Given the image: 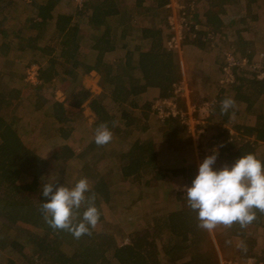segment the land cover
I'll list each match as a JSON object with an SVG mask.
<instances>
[{"label": "trees", "instance_id": "obj_1", "mask_svg": "<svg viewBox=\"0 0 264 264\" xmlns=\"http://www.w3.org/2000/svg\"><path fill=\"white\" fill-rule=\"evenodd\" d=\"M144 1L136 0L129 4L126 0H83V5L79 7L90 13V28H83L89 33L73 22L71 14L55 13L57 0H30L26 3L31 9V15L26 20L29 28L34 25L40 28L53 25L56 32L44 46L28 48L18 43L15 50L28 53L37 51L39 54L32 56L28 65L38 64V77L41 82L50 83L54 77L62 74L61 77L69 82L72 89L67 96L69 104L80 107L84 101L89 100L88 106L101 124L108 125L113 138L103 146H98L93 139L82 148L74 149L67 142L72 129L64 126L70 120L64 101L52 100L48 106V115L53 125H56L53 129V154L58 163L66 165L59 167V164L39 155L23 141L21 130L3 112L4 107H8L5 102L9 94L0 89V264L5 260L4 253L11 254L7 258L10 264L15 259L13 256H20V260L28 264H219L220 252H225L226 249L229 251L234 238H239L238 259L254 255L258 242L247 230L250 225L264 229V213L259 210H254L256 219L249 225L241 227L236 223L212 235L211 231L197 227L196 213L188 207L184 195H177L176 201L181 205L186 202L185 206H173L168 210L155 212L144 226L130 230L129 240L126 242L120 241L124 235L121 234L118 223L104 222V208L113 200L115 191L96 164L110 159L118 164L114 172L118 180L131 179L130 182L136 186L141 185L142 178L149 185L153 181L167 183L168 178L181 179L191 185L198 171L195 163L163 165L157 141L142 135L148 129L151 108L148 105L145 110L135 112V108L139 107L138 97L149 87L159 89V98L172 97L175 84L181 78L174 52L166 49L163 44L161 28L153 25L135 26L133 14H148V9L142 10ZM209 1L213 8L205 12L204 20L197 19L198 15L195 14L201 31L191 43L200 48L207 43L205 27L210 26L226 37L227 31L222 28L230 30L238 23L234 18L227 24L224 21L227 10L224 5L230 0ZM255 1L248 0V7L251 8L250 5ZM150 2L153 9L156 7L165 10L169 0ZM12 3V0H0V13L11 8ZM241 16L243 15L239 14ZM6 20L7 16H4L0 23ZM137 27L139 42L129 47L130 44L125 38L129 32H135ZM241 32V29L235 32L236 40L239 46H244L247 42L241 38ZM80 35L87 36L91 42L87 45L96 52L92 62L86 57L79 58L80 50L87 43ZM117 39L123 40L120 49L124 50V54L117 60L122 65L121 72L114 70L116 62L111 63L104 59L107 52L117 49ZM57 67L61 68L60 71ZM90 71L104 75L102 91L96 95L84 88L80 81L82 74ZM256 78V74H253L251 80H245V72H240L236 73L234 83L228 85L234 92L232 99L235 103L244 104L247 113L254 110L255 115L254 122L235 126L240 130L238 132L241 136H252L254 139H242L241 145L235 149L233 143H227L234 149H230L228 153L232 163L247 153L257 156V140L261 136L264 139V106L261 104L264 100V79ZM15 95L19 97V94ZM224 98H218L212 116L218 114L226 122L236 113L234 107L227 113L221 111L220 102ZM106 99L111 106L105 103ZM176 100L180 108L185 109V98L179 96ZM33 106L35 109L41 107ZM163 123L166 127L176 125L173 138L182 132L180 129L183 126L180 125L179 117L165 119ZM226 131L228 130L225 129L224 132ZM223 150L224 147L218 156H222ZM257 157L264 162V156ZM82 177H86L90 184V191L86 196L95 193L94 203L100 211L99 222H104L106 227L100 230L92 228L91 235L76 239L71 233L53 229L46 222L41 211V204L46 199L42 196L41 186L44 183L67 186L69 182L74 185ZM85 208L86 205H82L79 210H74L77 217L74 222L79 221ZM178 256H185V259L175 262L174 258Z\"/></svg>", "mask_w": 264, "mask_h": 264}, {"label": "rangeland", "instance_id": "obj_2", "mask_svg": "<svg viewBox=\"0 0 264 264\" xmlns=\"http://www.w3.org/2000/svg\"><path fill=\"white\" fill-rule=\"evenodd\" d=\"M29 1L30 0H12L13 3L11 8H6L3 13H0V20L4 16L8 17L5 22L1 21L0 23V89L2 92L9 94L6 96L7 102H5L8 107H4L3 112L9 115V119L21 130L22 139L27 145L39 155L52 159L55 164H59V167H64L66 165L58 163L59 161L53 154V145L55 144L53 129L56 125H53L50 121L51 117L48 115V106L51 105L52 100L64 101L65 111L70 116V120L66 122L64 126L68 129H72L67 142L70 143L74 149L78 150L87 142L93 140L95 129L101 123L88 106V101H84L78 108L69 105V97L67 96L72 89L68 84L69 82L63 80V77H61L62 74L61 76L54 77L50 83L41 82L38 78V64L34 63L28 65L29 59L39 54L37 51H35L36 53H28L22 51L17 52L15 50V46L18 43L24 44L28 46V48L37 45L44 46L55 36L56 29L53 25L44 28H40L37 25L31 28L28 27L29 25L26 20L31 15V9L26 3ZM39 1L44 2L47 0ZM178 1H180L179 4L185 6L184 10H186V14H188V22L191 21L197 24V29L193 31L192 29L185 28L179 31L180 43L178 47L173 49L168 48L166 44V41L171 37L172 33L169 21H167V26L162 21V9L155 13L154 11H148L147 15L133 14L132 16L135 26L153 25L161 28V30H165L164 33L169 30V36L165 39L163 38V44L165 48L174 52L180 71L182 72L184 69V74H181L180 80L175 84L174 95L172 97H175L174 102L177 106L176 110L178 112L181 111L182 116L184 115L186 117L185 122H182L179 118L180 125L186 130L181 127L182 129L180 130L182 132H180V134L178 133V137L173 138L176 125H171L172 127L164 126L163 121L165 119L174 117H164V112L158 111L157 106L164 99L158 97L159 89L156 88L153 92L151 90L149 93L145 95L142 94L138 97L139 107L138 109L135 108V112L139 113L140 110H145L148 108L146 107L148 105L151 108L147 121L148 129L142 135L144 138L152 137L158 142L159 157L162 160L161 163L165 166L177 165L180 163H195L198 166L206 155L212 153L213 148H217L219 153L222 147H224L222 156H220V154L217 156L216 164L213 165V168L218 169L225 164L231 166L232 160L228 157L230 149L234 150L236 146H240L243 142L242 139L244 141L248 138L254 139L252 136H241L238 132L240 130L235 128V126L246 122H254V110L247 113L244 104L235 103L233 109L236 114H232L231 119L226 122H224L218 114L212 116V111L219 97L232 98L234 96V92L230 89V86H225L223 83V79L226 76V69L224 70L223 66L226 64L225 58L227 54L234 56V64H238V62L243 63L245 61L242 67L236 65L230 70L234 78H236V73L245 72V80H251L253 74H256V80L264 79V0H256L255 3L250 5L251 8L248 7V0H230L226 3V5L229 6L226 8V16H224L225 23H229V20L232 18L238 20V23H235L230 30H227L226 27L222 28V30L227 31L228 35L226 37H224L222 33H217V31L210 26L205 27L207 31L205 40L207 43L204 47H201V49L205 48V50H201V52L191 43L201 31L200 24L195 20V14L198 12L200 15L197 16V19L204 20L205 12L209 8H213L211 2L202 0L206 3V5L202 6L198 4L199 2H195L201 0ZM207 2H209V4H207ZM82 3L83 0H57L55 13H71L74 16L76 12H79L78 15L82 18V21H84L83 28H90L87 24V20H89L87 18V9L79 7ZM129 3L131 4V2ZM149 6L150 4L148 8ZM247 8L249 11H246ZM169 9L170 13L168 16H171L173 14V9L172 7ZM175 12L177 15L179 14V10L176 7ZM162 13L164 15V11H162ZM239 14L243 16L239 17ZM114 23L116 24V22ZM138 27L135 32H129L128 36L125 38L126 42L130 44L129 47L139 42ZM119 28L121 29L120 26ZM240 29L242 30L241 38L247 42L244 46H239L240 44L236 40L237 37L235 32ZM18 30L20 31L19 34ZM1 31H3V33ZM86 32L89 33L88 30ZM117 35H119V33ZM84 41L87 43L86 46L81 49V59L86 57L88 61L92 62L96 52L95 50H91L87 45L91 43L88 41L87 36ZM121 42H123V40L117 39V49L107 52L104 58L107 62L117 63L114 64V70L116 72H121L123 70L122 65L117 62L124 54V50L120 49ZM187 43H191V45ZM215 56L216 58L214 59ZM199 57H203V59L200 60L198 59ZM214 61L216 62L214 63ZM218 61H222L220 66L217 64ZM212 63L213 66H210ZM56 69L60 71L61 68L57 67ZM57 70H55V75H57ZM78 74H80L79 71ZM103 78V73L91 71L88 74H82L80 79L83 86L85 85L96 95L102 91L100 87ZM68 80L70 79L68 78ZM15 94H19V97H16ZM179 96L186 100L185 109L180 108L178 105L176 99ZM172 97L165 99V107L167 101ZM41 103L43 104L42 106ZM105 103L111 106L110 101L107 99ZM261 104L263 107L264 100ZM33 105H39L41 107L35 109ZM200 117L204 120L202 121V123H204L201 125L203 126L202 133H204V136L201 134V137L198 133H194L196 132L195 122ZM192 126L195 127L193 132ZM225 129L228 131L224 132ZM199 137L202 143L195 145V140ZM228 142L235 145L234 149L227 144ZM255 150L257 156H264V139L262 136L257 140ZM96 166L104 172L105 178L111 187H114L112 188L115 191L113 200L104 208V222L111 224H114V222L118 223V228L122 230L121 234L124 235V238L122 240L120 239L121 242L128 241L130 230L144 226L145 223L150 221L155 212H159L163 209L168 210L173 206L175 208L182 206L183 204L181 205L176 201L177 195H185L183 190L184 187L190 186L181 179L176 178L171 180L168 178V181H166L167 183H157L153 181L150 185L145 183V178H142L140 181L141 185L136 186L132 184V181L130 182L131 179L125 181L118 180V177H116L114 173L118 164L110 159L104 160L96 164ZM71 183L72 182H69L66 185L72 187L73 184ZM185 204L186 202H184L183 206H185ZM104 222L102 224L98 222L95 229H104L106 227ZM223 228V225L217 226L211 231L212 235L223 230ZM247 231L249 234H252V236H255L258 242L254 252L255 255L258 257L261 256L262 248H264V229L250 225ZM238 247L239 238H234L233 246L229 251L226 249L227 253L223 250L220 252L219 264H254L252 260L248 262V258L238 259ZM9 254L4 253L5 260H3L4 262L2 264H10L7 262V258L11 255ZM223 255L225 257H223ZM13 258L15 259L11 264H28L26 261H21L20 256L18 258L13 256ZM174 259L175 262H182L185 256H178Z\"/></svg>", "mask_w": 264, "mask_h": 264}, {"label": "clouds", "instance_id": "obj_3", "mask_svg": "<svg viewBox=\"0 0 264 264\" xmlns=\"http://www.w3.org/2000/svg\"><path fill=\"white\" fill-rule=\"evenodd\" d=\"M232 98L220 102L221 111L227 113L234 107ZM113 134L106 123L100 124L94 133V142L103 146L111 142ZM218 149L213 148L198 165L197 174L190 186L184 187L188 207L196 213L197 227L212 231L217 226L228 228L238 223L245 227L256 219L254 210L264 213V162L254 153L239 156L229 166L214 169ZM41 211L53 229L65 230L79 239L91 235L90 229L99 222L100 211L95 206V193L86 196L90 184L86 177L72 187L44 183ZM86 205L82 217L76 221V211Z\"/></svg>", "mask_w": 264, "mask_h": 264}, {"label": "built area", "instance_id": "obj_4", "mask_svg": "<svg viewBox=\"0 0 264 264\" xmlns=\"http://www.w3.org/2000/svg\"><path fill=\"white\" fill-rule=\"evenodd\" d=\"M180 1L178 0H169V2L165 5L166 8H171L172 7V11H173V14L170 16H168V19L167 21H169V25H170V28H171V37L166 41V44L168 46V48L170 49H173V48H176L179 46V43H180V32L182 29H192L194 31V29H197V24H194L192 23L191 21L188 22L187 18H188V14H186V10L185 9V6L183 4H179ZM82 4H80L81 6ZM175 7L179 10V14L177 15L176 12H175ZM192 8V6H191ZM193 9V8H192ZM181 11V12H180ZM246 57V56H245ZM244 59V58H243ZM226 64L223 66L224 67V70L226 71V76L225 78L223 79V83L225 84V86L229 85V84H232L234 83V76L232 74V67L233 66H236V65H240L241 67L245 64V61L243 63H239L238 64H234V61H235V58L233 55H226ZM246 60V59H244ZM229 67V69H228ZM240 68V67H239ZM177 93V92H175ZM175 98V97H174ZM173 97L171 99L173 100H168L167 101V105L165 107V104H166V100L164 99L162 102H160L157 106V109L158 111L160 112H164V117H168V116H173V117H179L181 119L182 122H185V116L181 114V111L178 112L176 110V104L174 102V99ZM166 109V110H165ZM190 118V117H189ZM191 120V119H190ZM202 121H204L201 117L196 120V128L194 126H192V132L195 128V131L194 132L195 134L198 133V135L200 136L201 134H203L202 136H204V133L203 132V126H201L203 123ZM195 125V124H194ZM201 127V128H199ZM201 137V136H200ZM196 138L195 140V145L196 144H201L202 143V140L201 138ZM261 257V258H259ZM256 256L255 253L254 255H250L248 258V262L250 260L253 261L254 264H264V248H262V255L261 256Z\"/></svg>", "mask_w": 264, "mask_h": 264}, {"label": "crops", "instance_id": "obj_5", "mask_svg": "<svg viewBox=\"0 0 264 264\" xmlns=\"http://www.w3.org/2000/svg\"><path fill=\"white\" fill-rule=\"evenodd\" d=\"M136 0H126V2H131V4H133L134 2H135ZM186 1V0H185ZM209 1V0H208ZM195 2H199L198 4L199 5H202V6H204V5H206V3L204 2V1H195ZM130 4V3H129ZM150 4V6H149V8H148V5ZM207 4H209V2H207ZM142 6H143V8H142V10H145V9H148V11H154V12H158V10H160L159 8H156V7H154V9H153V4L150 2V0H145L143 3H142ZM229 5H224V7L225 8H227ZM162 11H164V15H163V13H162ZM165 12H166V14H165ZM62 13V12H61ZM79 13V12H78ZM78 13L76 12V14L73 16L71 13H68V14H71L72 15V17H73V22H75V23H77L78 25H79V27H81V29H83V22L84 21H82V18L78 15ZM170 13V9L169 8H166L165 10H161V15L163 16V22L165 23V25L167 26V18H168V14ZM87 14H88V19L90 20V13H89V11L87 10ZM197 15L199 16L200 14L197 12ZM7 19H8V17H7ZM89 20H87V24H88V22H89ZM88 27H89V24H88ZM84 30V29H83ZM165 32V30H162V36H163V38L165 39V38H167L168 36H169V30L166 32V33H164ZM80 38H84V39H86V36H84V35H80ZM187 40V39H186ZM188 41V40H187ZM188 44V43H187ZM188 45H191V43L190 44H188ZM195 46V45H194ZM196 48L197 49H199V52H201V50H205V48H199V47H197L196 46ZM166 49H168V48H166ZM187 49V48H186ZM185 49V50H186ZM95 57V56H94ZM79 58H82V50H80V52H79ZM216 58V56L214 57V59ZM198 59H200V60H202L203 59V57H199ZM222 59H223V57H222ZM219 60V59H218ZM216 61H214V63H215ZM221 63H222V61H218V66H220L221 65ZM210 66H213V63L212 64H210ZM183 69V68H182ZM91 72V71H90ZM96 72V71H95ZM181 74H184V69L182 70V72H181ZM39 78V77H38ZM80 81H81V79H80ZM82 84V83H81ZM82 86H83V84H82ZM85 86V85H84ZM83 86V87H84ZM86 87V86H85ZM84 87V88H85ZM101 88V87H100ZM86 89H88L87 87H86ZM154 89H156L155 87H149L147 90H146V92L145 93H143L144 95L146 94V93H149L151 90H152V92H153V90ZM158 89V88H157ZM89 90V89H88ZM101 90H102V88H101ZM90 91V90H89ZM91 92V91H90ZM87 101H89V100H87ZM69 102V101H68ZM70 105V104H69ZM70 106H72V105H70ZM74 107V106H73ZM78 108V107H77ZM155 140V139H154ZM158 143V142H157ZM159 145V144H158ZM158 145H157V148H158Z\"/></svg>", "mask_w": 264, "mask_h": 264}]
</instances>
